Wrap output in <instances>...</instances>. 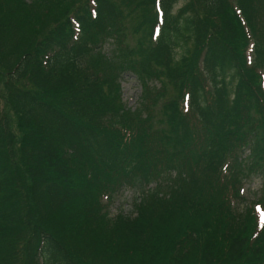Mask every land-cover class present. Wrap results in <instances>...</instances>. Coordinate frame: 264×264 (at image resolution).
Wrapping results in <instances>:
<instances>
[{"label":"trees","instance_id":"1","mask_svg":"<svg viewBox=\"0 0 264 264\" xmlns=\"http://www.w3.org/2000/svg\"><path fill=\"white\" fill-rule=\"evenodd\" d=\"M34 1L0 0V264H264V185L235 209L242 177L264 184V0ZM110 38L178 90L167 131L99 71ZM152 183L137 217L110 216Z\"/></svg>","mask_w":264,"mask_h":264},{"label":"rangeland","instance_id":"2","mask_svg":"<svg viewBox=\"0 0 264 264\" xmlns=\"http://www.w3.org/2000/svg\"><path fill=\"white\" fill-rule=\"evenodd\" d=\"M26 1L31 7H34L36 4L34 0ZM58 1L59 0H41V5L50 6L56 4ZM187 1L189 0H178L176 10L181 8ZM83 2H85V0H76L73 6H78ZM38 5L40 6L39 1ZM126 14L131 15L126 20L128 43L131 47H135L137 37L132 34V31L140 21L141 11L134 13L126 11ZM114 44L115 43L112 41V38H110L100 50V54L97 55V59L101 61V65L103 66L102 68H98L99 71L103 72L105 76L109 78L111 77L118 80V85L121 89L120 95L123 102L125 103L126 110L128 111L127 113L135 115L137 117L136 119L143 120L146 119V117L154 119V127L156 129L167 131L169 128L168 124L162 122L163 116H165L164 107L168 101L179 96L178 90L176 91L170 83H167L162 79L150 80L146 83V85H144L136 76V74L130 71L128 64L129 60L126 59L125 63L124 58L120 55V51L114 46ZM181 54L182 51H178V57H180ZM241 179L242 182L248 181V185L246 186V194L248 196V205L250 206L252 202H257L262 196V189L264 185L263 179L259 176H252L249 179L242 177ZM152 184L155 185V183ZM152 184L130 186L129 189L133 191L136 189L140 194V191H147L148 187ZM154 193H158L160 196L162 194L161 191H154ZM117 194H114L113 197L117 196ZM163 198H166V196ZM115 200L113 202H115ZM120 201L121 200H119V202ZM243 204L244 206H242ZM248 205H246V202L241 203L239 207L237 205L235 209L237 211L238 207L239 211H245ZM124 207L125 206L122 208L125 209Z\"/></svg>","mask_w":264,"mask_h":264}]
</instances>
